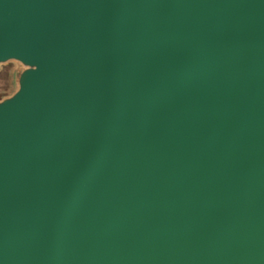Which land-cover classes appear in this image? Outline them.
<instances>
[{"label": "water", "instance_id": "water-1", "mask_svg": "<svg viewBox=\"0 0 264 264\" xmlns=\"http://www.w3.org/2000/svg\"><path fill=\"white\" fill-rule=\"evenodd\" d=\"M0 264H264V0H0Z\"/></svg>", "mask_w": 264, "mask_h": 264}, {"label": "rangeland", "instance_id": "rangeland-1", "mask_svg": "<svg viewBox=\"0 0 264 264\" xmlns=\"http://www.w3.org/2000/svg\"><path fill=\"white\" fill-rule=\"evenodd\" d=\"M23 69L15 61L0 65V100L10 97L17 90V79Z\"/></svg>", "mask_w": 264, "mask_h": 264}]
</instances>
